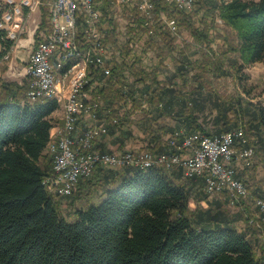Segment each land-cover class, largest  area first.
Masks as SVG:
<instances>
[{
	"label": "trees",
	"instance_id": "obj_1",
	"mask_svg": "<svg viewBox=\"0 0 264 264\" xmlns=\"http://www.w3.org/2000/svg\"><path fill=\"white\" fill-rule=\"evenodd\" d=\"M196 1L200 2L198 8L207 6L235 29L238 40L230 48L236 54L230 59L237 67L263 58L264 0ZM133 9L139 10L136 5ZM161 10L182 18L201 41L209 43L208 32L202 31L191 18L192 8L185 10L176 4L158 1L152 10L151 23L146 22L144 14H136L130 21H136L151 34L158 32L157 27L160 32L168 31ZM103 16L98 20L99 28L104 22ZM134 26L130 22V28ZM0 42L1 60L11 40L0 38ZM110 60H113L111 73L104 84H97L98 92L104 91L113 80L121 79L124 59L112 56ZM189 62L183 59L180 70H188ZM89 68V83L104 75L94 60L89 62ZM212 68L221 74L229 73L222 62H214ZM139 69L142 74L135 78L141 80L149 69L145 66ZM152 78L161 79L158 74ZM145 85L149 87L150 83ZM28 86L25 76L17 88L8 81L3 84L5 90H0V264H264V254L255 249L256 240L247 235L246 229L237 226L236 216L225 205L228 192L217 191L223 194L208 198L202 175L186 176L180 166L164 162L149 166L128 164L120 168L99 165L97 175L101 174L105 180L103 196L75 208L74 216L67 217L44 182L52 170V157L46 146L56 129L51 112L59 105V98L40 95L32 99L26 92ZM136 87L130 84L127 92L135 99V89H141ZM148 87H142L143 92H149ZM153 89L158 101L168 92L177 91L168 82L162 83L159 91ZM118 90L125 92L121 85ZM155 94L149 96L151 101L155 100ZM172 97L165 99L163 107L169 113ZM106 101L102 108L115 100L109 97ZM223 102L218 103L214 115L216 130L202 126L196 114L191 121L188 114L181 119L189 124L190 130H195L192 128L195 126L206 132H219L239 124V118L232 119L227 111L233 103L235 110L248 112V127H254L257 132L264 129L262 104L243 100L241 96L231 103ZM101 107L99 104L96 108L99 111ZM113 121L115 124L117 120L110 122ZM249 142L252 143L250 138ZM146 145L149 146L146 148H156L151 140ZM85 176L80 177L79 183L85 178L92 181ZM192 198L196 200L195 205L190 204ZM262 216L258 217L263 221Z\"/></svg>",
	"mask_w": 264,
	"mask_h": 264
},
{
	"label": "rangeland",
	"instance_id": "obj_2",
	"mask_svg": "<svg viewBox=\"0 0 264 264\" xmlns=\"http://www.w3.org/2000/svg\"><path fill=\"white\" fill-rule=\"evenodd\" d=\"M160 1L164 2L163 0ZM95 2L102 12L101 15H104V22L98 28L102 33L104 42L108 45V58L114 56L118 59H124V62L121 68V79L113 80L102 92H98L96 87L91 90L90 100L96 103V107L99 104L100 107H104L107 102L106 99L109 97H113L115 101L106 108L101 107L99 111L97 108L96 118H91V121L94 122L107 123L108 131L92 137L87 149L99 150L104 148L101 144H96V141L102 140V138L107 139L112 147L118 144L121 146L119 148L122 149L127 147H149L146 145L147 140L156 143V148L166 145L168 147L167 137L173 128L178 126L190 128L189 124L181 119L187 114L190 116V121L193 115L196 114V119L202 126L208 130H216L218 124L215 123L214 115L218 111L219 102L228 101V103H231L232 99L235 100L238 96H241L243 100L251 99L264 106V56L237 67L230 59L231 56L236 54L230 48V45L238 40L236 31L225 23L217 12L209 10L207 6L198 8L200 2L198 3L196 0L193 3L190 12L191 18L196 25L200 26L199 28L202 31L208 32L210 41L206 43L192 32L191 26L182 21V18L174 17L177 22L175 29L166 22V29H169V32L163 30L161 31L163 33H161L160 28L157 27L159 33L153 32L151 34L148 29L138 26L136 21H130L136 14L137 16L143 15L141 10L133 9V3L122 5L117 3L116 0H95ZM50 8L51 5L48 0H41V4L30 10L29 14L25 16V24L21 32L18 33L17 39L23 34H28L31 25L33 32H35L33 42H37L48 33L50 30ZM104 8L108 10L107 13L104 12ZM34 12L37 18L34 20L36 23L33 25L30 23V19ZM151 20L149 23L152 22ZM130 22H133L134 28H130ZM85 27L86 22L81 21L78 27V39L82 38ZM13 55V51H10L9 55H5L0 60L3 61L0 63V71L11 73L9 70L14 58ZM83 55L84 53H81L76 58L63 60L75 62ZM183 59L190 61L188 70L182 71L179 68ZM195 59L198 60L195 61ZM112 61L107 60L110 67ZM214 62H222L229 73L221 74L212 68ZM76 64L77 62L72 66ZM142 66L147 67L149 70L145 71L146 77L139 80L135 77L142 74L139 69ZM110 73L111 69L108 74L104 73L101 77L100 80L103 81V84ZM153 74H158L161 79L152 78ZM8 81H12V79L1 73L0 90L4 89L3 84ZM147 82L150 83L149 87L145 85ZM167 82L176 86L177 91L168 92L169 94H165L164 99L158 101L153 88L159 91L162 83ZM12 84L15 85L13 81ZM130 84L141 87V89H135L136 99L127 93ZM119 85L122 86L125 92L118 90ZM142 87H148L149 92H146L147 90L143 92ZM153 93L155 94V100L151 101L149 96ZM172 95L174 100L172 112L169 113L163 107L165 99ZM222 104L224 105L225 102ZM229 106L231 107L227 111L230 117L232 119L239 118L238 125L245 127L246 133H248L247 136L254 145L255 153L253 162L250 165H243L242 167L237 165L236 167L237 174L240 173L239 176L247 183V194L239 200L231 201L228 193L229 200H225V205L230 209L232 215L236 216L237 226L246 229L248 236L264 248V220L262 221L258 217L263 213L255 202V196L264 194V129L257 132L254 127H248L246 121L249 117L248 112L235 110L236 106L233 103ZM107 111L111 112L107 114ZM177 112H181L183 115L181 116ZM63 117L64 113L62 120L58 122V126L63 125ZM112 119L117 120L115 124L114 121L110 122ZM193 125H195V122ZM192 128L202 130L200 127L193 126ZM52 139L53 134L49 141ZM46 149H49V142ZM49 152L53 166V152L50 150ZM99 165L105 168L121 167L98 162L85 176L92 179L91 182L87 181L86 178L80 183L78 180L74 188L67 194L51 190L59 203L61 211L67 217L74 216L75 208L86 206L89 202L99 200L103 196L104 188L102 186L105 180L101 174L97 175ZM203 186L205 188V183ZM197 193L196 191L194 195ZM222 194L217 191L209 192L208 198ZM202 202L206 203L205 199H202ZM190 204L195 205L196 200L192 198Z\"/></svg>",
	"mask_w": 264,
	"mask_h": 264
},
{
	"label": "built area",
	"instance_id": "obj_3",
	"mask_svg": "<svg viewBox=\"0 0 264 264\" xmlns=\"http://www.w3.org/2000/svg\"><path fill=\"white\" fill-rule=\"evenodd\" d=\"M50 30L35 43L26 61L28 80L27 95L36 98L40 95L56 94L66 103L63 125L56 127L53 139L49 141V150L53 152V166L44 178L50 190L67 194L81 176L89 174L94 165L103 162L113 166L151 165L164 162L169 166H180L184 175H204L208 192L227 191L231 201L239 200L247 194V183L237 175L232 163L239 154L245 164H251L255 148L242 125L219 132H206L185 127H175L167 141L169 149L132 148L121 151L87 149L90 139L108 131L105 122L90 123L82 130L78 129L82 117L96 118V103L91 102V93L97 78L90 82L89 62L94 60L105 74L110 72L108 45L98 28L101 10L95 0H48ZM160 0H116L119 4L136 5L149 22L153 16L156 2ZM178 7L190 10L194 0H163ZM41 4V0H0V38L11 40L5 55L12 52L17 35L23 29L25 16ZM87 23L83 36L78 39L79 23ZM175 29L176 21L166 18ZM1 47V42H0ZM83 51L87 56L86 67L72 66L65 76H58V64L66 54ZM97 82V83H96ZM255 202L263 213L264 196H255Z\"/></svg>",
	"mask_w": 264,
	"mask_h": 264
},
{
	"label": "crops",
	"instance_id": "obj_4",
	"mask_svg": "<svg viewBox=\"0 0 264 264\" xmlns=\"http://www.w3.org/2000/svg\"><path fill=\"white\" fill-rule=\"evenodd\" d=\"M161 15L165 20H166V18L175 19L173 15H171L170 13H168L165 10H161ZM36 18H37V16L34 12L32 14V18L30 19L31 20L30 23L34 25L36 23V21H34V20H36ZM167 24H168V22H167ZM28 32H29L28 34H23V36H20V38H18L17 41H15V45H14L13 50H12L13 54H14L13 55L14 58L10 64V70H9V71H11V73L10 72L6 73L3 71H0V74L2 73V75L8 76L9 78L12 79V81L16 82L15 85L13 86L14 88H16L24 80V77L26 74V61H27L28 56L30 55V53H31V51L35 45V42H36V41L33 42L35 40V38H34L35 32H33V30H32V25H31L30 30ZM2 62L3 61H0V63H2ZM72 62L73 61L62 60L58 64V76H64L65 73L71 68L72 64H74L75 62H77L78 67H86L87 56H86V54H84L80 59H78L77 61H75L73 63ZM99 71L101 72V70H99ZM97 84L101 85V84H103V82H101V84L100 83H97ZM95 87H97V85H95ZM63 113H64V102H63V99L59 97V105L52 112V116H53V119L55 121L53 128H56V126L59 124L58 122L62 120ZM91 120H92L91 117L90 118L88 116L82 117L79 120L78 129L76 130V132H80L83 128H85L90 123ZM108 142L109 141L107 139L102 138V140L96 141V144H101L102 147L106 148L107 150H111V151H121V150L125 149V148H123V149L119 148L121 146L118 144H115L117 146L113 145V147H112L111 143H108ZM232 163L236 167H237V165H239V167H242L243 165H250V164H245V162L243 161L241 156H239V154L235 155V157L232 160ZM239 174L240 173H238L237 175L239 176ZM247 235H248V233H247ZM254 245H255V249L257 250V253H259L260 255L261 254L263 255L264 254V248L262 247V245H258L255 242H254Z\"/></svg>",
	"mask_w": 264,
	"mask_h": 264
},
{
	"label": "bare ground",
	"instance_id": "obj_5",
	"mask_svg": "<svg viewBox=\"0 0 264 264\" xmlns=\"http://www.w3.org/2000/svg\"><path fill=\"white\" fill-rule=\"evenodd\" d=\"M81 53H84V54H86L85 52H83V51H75V53H73V54H66L63 58H62V60L64 59V60H68V59H72V58H76V57H78ZM61 60V61H62ZM60 61V62H61ZM56 96V94H46L45 96ZM65 110H66V103H65ZM143 166H149V165H143Z\"/></svg>",
	"mask_w": 264,
	"mask_h": 264
}]
</instances>
